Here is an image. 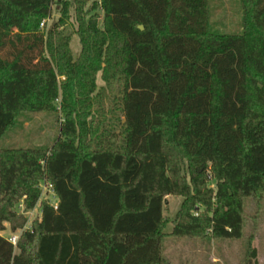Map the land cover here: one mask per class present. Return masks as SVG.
Here are the masks:
<instances>
[{"label": "trees", "instance_id": "trees-1", "mask_svg": "<svg viewBox=\"0 0 264 264\" xmlns=\"http://www.w3.org/2000/svg\"><path fill=\"white\" fill-rule=\"evenodd\" d=\"M241 1L240 34L212 31L207 0H100L87 13L74 0L55 2L45 35L54 0H0V139L58 100L64 118L51 149L0 151V232L24 227L17 207H35L43 177L58 200L42 204L16 248L0 236V264H164L168 196L183 198L171 237H241L243 200L264 197V0ZM98 74L102 91L121 84L118 146L92 121ZM199 204L206 213L194 215Z\"/></svg>", "mask_w": 264, "mask_h": 264}, {"label": "rangeland", "instance_id": "rangeland-1", "mask_svg": "<svg viewBox=\"0 0 264 264\" xmlns=\"http://www.w3.org/2000/svg\"><path fill=\"white\" fill-rule=\"evenodd\" d=\"M74 0H54L52 6L51 17L45 20L42 30L45 35L51 26L58 20L59 13L55 2ZM83 11L87 13L92 6H99L100 0H83ZM86 1V2H85ZM209 25L213 32L217 34H240L243 24V7L241 0H207ZM99 16L98 26L102 29L103 12L97 9ZM92 14V13H91ZM70 20L65 27L66 33H71L70 51L73 60H76L80 52V44L77 35L75 21V7L69 10ZM104 82L97 76L96 88L100 91V96L95 100L96 105L92 111L94 116L92 121L95 125L103 123L106 130H111L114 137H106L104 142H110L112 145H120L122 140L121 124L123 118L117 107L114 98L119 96L121 84L115 82L110 90H103ZM113 99V101H112ZM89 120V119H88ZM87 120V121H88ZM64 118L62 115L60 100L57 101L55 112L41 113H24L18 116L16 124L11 127L5 135L0 139V151L6 149H34L48 148L51 149L57 139L60 137V131ZM105 137V136H104ZM102 137V138H104ZM99 141V139H98ZM181 174L189 181L194 170L187 161H180ZM201 173V170H198ZM208 179L206 189L215 192V181L212 180L210 173H206ZM44 177L38 183H43ZM49 194L42 196L39 192V199L34 207L32 219L39 218V211L42 204H54ZM183 203V198L177 196H168L165 198L162 216L164 225L162 229V256L164 264H264V197L252 196L243 200V223L241 237L236 240L214 238L210 231L206 233V237L202 238H175L171 237L176 216ZM216 207L213 203L211 211ZM199 208V209H198ZM205 214V209L199 204L196 211H192L194 215ZM17 212H20L17 210ZM32 219H28L30 224ZM38 220V219H37ZM32 224V223H31ZM30 224V225H31ZM4 232L0 234L5 238L9 236L10 225L4 224ZM255 250V259L251 257V252ZM15 253L18 250L15 249Z\"/></svg>", "mask_w": 264, "mask_h": 264}, {"label": "built area", "instance_id": "built-area-1", "mask_svg": "<svg viewBox=\"0 0 264 264\" xmlns=\"http://www.w3.org/2000/svg\"><path fill=\"white\" fill-rule=\"evenodd\" d=\"M48 20V19H46ZM46 21H43L41 24H40V28L42 29L44 27V24H45ZM39 188V191H40V194L42 196V192L43 194L47 195L49 194L50 197L52 198V200H55L54 204H48L50 205L54 210L57 208V203H58V200H57V197H56V194L54 192V189L52 187V185L50 184V182L44 177L43 179V183H41V185L38 186ZM37 204V203H36ZM17 210H19L20 214H22L25 218H26V223L24 225V227L14 233H11L7 238L6 240L14 247L16 248V245H17V242H18V239L19 237L21 236V234L23 233L24 230H27L30 228V224L34 221V220H40V217H41V210L39 211V218H35V219H32L33 217V213H34V208L31 209V210H26L24 208V205H23V200L20 201L18 207H17ZM28 219H32L30 224L27 226L28 222Z\"/></svg>", "mask_w": 264, "mask_h": 264}, {"label": "crops", "instance_id": "crops-1", "mask_svg": "<svg viewBox=\"0 0 264 264\" xmlns=\"http://www.w3.org/2000/svg\"><path fill=\"white\" fill-rule=\"evenodd\" d=\"M2 232H4V231H2ZM0 233H1V232H0ZM4 233H5V232H4ZM4 233H3V234H4ZM11 233H12V232H10L9 235H10ZM3 234H2V235L0 234V236H2L3 238H5V237L3 236ZM5 239H6V238H5Z\"/></svg>", "mask_w": 264, "mask_h": 264}, {"label": "water", "instance_id": "water-1", "mask_svg": "<svg viewBox=\"0 0 264 264\" xmlns=\"http://www.w3.org/2000/svg\"><path fill=\"white\" fill-rule=\"evenodd\" d=\"M140 29H142V27H140Z\"/></svg>", "mask_w": 264, "mask_h": 264}]
</instances>
